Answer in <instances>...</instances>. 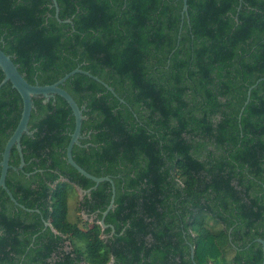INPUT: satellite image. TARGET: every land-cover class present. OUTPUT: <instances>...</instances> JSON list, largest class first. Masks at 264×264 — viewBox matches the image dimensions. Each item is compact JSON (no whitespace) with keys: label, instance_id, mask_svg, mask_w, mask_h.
Here are the masks:
<instances>
[{"label":"trees","instance_id":"obj_1","mask_svg":"<svg viewBox=\"0 0 264 264\" xmlns=\"http://www.w3.org/2000/svg\"><path fill=\"white\" fill-rule=\"evenodd\" d=\"M56 2L58 18L51 0H0V49L32 85L79 68L113 89L62 85L83 108L73 160L112 179L114 208L102 228L110 183L66 161V101L33 97L5 179L24 208L0 188V264H261L264 0H187L183 18V0ZM21 110L6 82L0 161Z\"/></svg>","mask_w":264,"mask_h":264},{"label":"water","instance_id":"obj_2","mask_svg":"<svg viewBox=\"0 0 264 264\" xmlns=\"http://www.w3.org/2000/svg\"><path fill=\"white\" fill-rule=\"evenodd\" d=\"M53 7L55 8L56 12V18H58V5L56 0H51ZM187 0H183V6H182V18L184 14L187 12ZM64 22H70L69 20H66ZM0 70L2 71L4 77L3 80L0 83V87L5 84L6 82H10L12 87L18 92V94L21 97L22 100V110L19 122L6 141L2 154H1V161H0V188L4 189L11 200V202L16 206L20 208H24L20 204L16 202L10 191L7 189L5 185V179L7 176V172L9 169H13L17 171V169L22 170L24 166V160L23 155L21 151V145L20 141L23 136V134L30 135L29 132V119L31 115V111L34 109L33 104V97H42L43 102H48L50 98H54L56 95L63 98L68 106L71 109L72 115L74 117V129L72 134L70 135V140L68 142V145L66 147V161L67 163L75 169L80 175L85 177L88 180H91L95 183V185L107 181L111 185V192L112 196L110 199V203L107 206L106 210L102 212V217L100 220V225L102 228H106L107 225L104 224V218L107 215V213L114 208V196H115V187L114 183L111 178L105 176V177H95L88 172H86L84 169H82L74 160L72 157V148L75 145H79V140L82 138L81 136V126L82 121L84 119L83 117V108H80L78 104L75 102L73 97L62 88V85L64 82L74 74L80 73L83 75L88 76L89 78H92L96 80L97 82L103 84V86L110 91L111 93L115 94L113 89L110 88L108 85L103 83L100 79L97 77L91 75L89 72L80 70L79 68H75L74 70L70 71L69 73L65 74L62 78H60L58 81L51 85H38V84H30L27 82V80L24 78V76L18 71L17 66L12 62L10 56L6 55L1 49H0ZM252 89V88H250ZM250 91V90H249ZM249 94V93H248ZM17 149V152L19 154L20 162L18 165V168H13L9 164L10 159V153L13 148ZM77 190L79 193H89L90 190L84 191L77 187ZM48 226L49 224L46 223ZM113 231V229H112ZM258 243L261 244L262 247V262L261 264H264V236L262 239L256 240Z\"/></svg>","mask_w":264,"mask_h":264},{"label":"rangeland","instance_id":"obj_3","mask_svg":"<svg viewBox=\"0 0 264 264\" xmlns=\"http://www.w3.org/2000/svg\"><path fill=\"white\" fill-rule=\"evenodd\" d=\"M71 197H72V193L70 192V197H69V200H68V206H69V214H68V217L70 218V220L76 221V217L79 214L76 211L77 201L81 199L82 194L79 193L78 190H77V193L75 195V198L74 199H71ZM83 218L86 219V216L84 215Z\"/></svg>","mask_w":264,"mask_h":264}]
</instances>
